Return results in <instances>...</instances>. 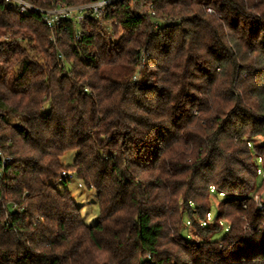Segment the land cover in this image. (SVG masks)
<instances>
[{"label":"trees","instance_id":"1","mask_svg":"<svg viewBox=\"0 0 264 264\" xmlns=\"http://www.w3.org/2000/svg\"><path fill=\"white\" fill-rule=\"evenodd\" d=\"M104 21L52 31L0 0V264H264V0H118Z\"/></svg>","mask_w":264,"mask_h":264},{"label":"rangeland","instance_id":"2","mask_svg":"<svg viewBox=\"0 0 264 264\" xmlns=\"http://www.w3.org/2000/svg\"><path fill=\"white\" fill-rule=\"evenodd\" d=\"M209 10V9H208ZM209 14L215 15V12L213 11L212 13L208 12ZM211 10V9H210ZM107 25L109 26L108 23H104L103 27L107 28ZM10 41L6 38H0V47H3V44L9 43ZM263 138H256L253 140L254 144L256 145H261L263 143ZM76 152L71 151L68 152L63 158L62 162L66 166L72 165L74 162V159L76 157ZM63 173H67L66 177L63 176ZM61 179H64L65 181H59V183L56 185V189L62 193L65 191H68L73 200L75 201L81 218L83 222L87 226H94L98 223L99 216H100V209H99V204L97 200V195L96 192L92 187L90 189H87L80 181L77 180L75 177V174L72 171H64L62 172V177ZM261 179H259L260 181ZM253 200L255 204L257 205V210L259 212H264V188L259 189L258 192L253 196ZM222 201V198L213 195L211 197V221L210 224L215 222V218L217 216L218 212V204ZM245 208V207H244ZM189 222V217L185 215L184 217V228L182 229V236L186 241H193L195 238L194 232L191 229V225L188 224ZM207 222V221H206ZM227 232V224L223 223L222 224V229L219 230L213 237L212 240L213 242H219L226 236ZM260 232V231H259ZM196 239V238H195Z\"/></svg>","mask_w":264,"mask_h":264},{"label":"built area","instance_id":"3","mask_svg":"<svg viewBox=\"0 0 264 264\" xmlns=\"http://www.w3.org/2000/svg\"><path fill=\"white\" fill-rule=\"evenodd\" d=\"M82 1L83 2L78 5L57 3L52 6V8L45 9L34 5L31 0H3L8 9L17 11L20 16L32 13L40 14L46 26L52 31L59 27L64 20L72 21L76 27L80 26L86 19L96 21L100 26H103L105 23L104 18L111 9V5L118 0ZM208 12L212 13L213 11L209 9ZM76 36L79 38V34ZM53 38L54 37L52 36V39ZM9 161V158H5L3 164L6 165ZM66 175L67 173H63V176L66 177ZM207 220L210 221L209 215Z\"/></svg>","mask_w":264,"mask_h":264}]
</instances>
